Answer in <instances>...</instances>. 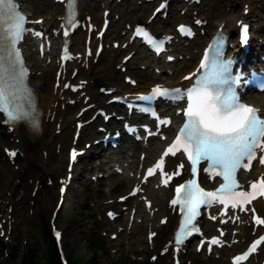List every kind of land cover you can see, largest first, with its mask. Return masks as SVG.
<instances>
[{
    "label": "bare ground",
    "instance_id": "bare-ground-1",
    "mask_svg": "<svg viewBox=\"0 0 264 264\" xmlns=\"http://www.w3.org/2000/svg\"><path fill=\"white\" fill-rule=\"evenodd\" d=\"M19 1L22 4V8L28 11L30 15L34 13L32 6L39 5L40 8L39 12L41 13L36 17H44L42 27L43 29L46 30V32L50 36L52 40V46L50 47V50L46 52V55L42 57L39 54L37 47L35 49L36 40L34 38L30 37L23 44V47L26 51L27 61L29 62L31 67V74H30L31 85L33 86L34 91L36 93L37 104L40 109L41 116L38 123V130L32 133L30 132L29 128L23 124L15 125V128L11 130L8 126L3 124L4 118L0 115V132H1L0 147L3 146V149L4 147L6 149H17L19 144L23 146V154H19L15 159L16 166L9 168V173H10L9 177L7 178V182L3 184V186L1 187V191H3V189L9 191L11 190V187H13V191H15L16 188L19 186V184L24 183L26 180L29 181V179H33L35 182L37 179L46 176L51 179H54V183L59 184L58 180L59 178L63 177V172L67 168L68 156L65 158L64 154L62 153L59 157L58 164L54 165L52 160L53 150L54 148H57L59 145L63 150H65L68 145L69 147L72 145L73 134L75 130L74 125L77 120L76 115L84 106L96 105L95 107L85 111L83 116L79 118V120L89 119L98 108L107 109L108 112L111 113L114 110V107L116 106L115 104H111L109 102V99L112 98L113 96L132 92V91L147 90L151 85H154L155 83L164 82L161 76L157 74L150 72H138L139 70L138 66H135V64L138 63V60L136 58L132 62H129L128 70L124 73L120 69H118L117 66L115 65L113 66L112 71H109L103 66L94 64V55L90 57L88 60H86L84 57L82 58V61L88 63V67L82 66V64L79 62L78 59L67 64V69H68V72L66 73L67 80H70L74 84H79L80 80L88 81V83L84 86V88L81 91L73 93L69 90H63L61 87L55 90L54 76L56 72L54 73L53 82L50 88L49 87L46 88L45 84L42 82H34L33 78L36 76L38 71H42V73L50 72L52 71L53 67L56 68L58 66L55 60V55H59V52L55 53V49H56V44L62 43L63 36L61 32L58 35L53 34L52 29L60 28V24L63 21L64 4H57L53 0H19ZM175 2L173 1L170 7V12L172 13L171 18L174 17L175 19H179L182 22L186 18L191 16L190 14L191 8L189 7V3H185V5L183 6V8H186V13L184 14L185 16H183L175 12L177 10V4H175ZM127 4L128 1L121 4L118 3L116 0H80L79 3L80 16L83 21H86V18L88 16H91L92 22L96 24L98 23L101 24L103 21L104 9H110L111 12L109 17L111 18V24L107 31L108 33L105 34V40H106L107 34L110 35L113 32H120V29L126 30L128 25L131 24V20L133 18L131 14L134 10L138 9L139 7L134 6L133 8H130ZM243 4H242V10H243ZM123 5L125 6L127 5V7L123 8L122 7ZM261 5L264 6V0H262ZM42 11H46V12L42 13ZM117 14H119V18H116ZM238 15H239L238 17H233V19L231 20L232 17L231 14L227 13L224 9L223 11L221 10L222 19L220 20L219 25L222 24L223 21H225L226 24L224 27V32H226L231 37L235 36L238 32V28L236 27L235 22L237 19L240 18L242 13ZM36 17L32 16V18H36ZM253 17H256V15H253ZM160 20L154 19L150 21L149 17H146L145 23L150 28H153L155 31L162 30L163 31L162 33H170L169 30L162 29L164 28L162 25L163 22H161L162 20L161 21ZM171 21L172 20L169 18L165 21V23H170ZM135 24L132 25V28L133 26H135ZM219 25H217L214 29L212 28L206 29L207 35L214 33ZM261 25L263 27L264 23H261ZM36 27L40 28L39 25H37ZM86 35H87V30H84L83 28L77 29L71 36V50L75 52L81 51V49L84 48L82 47V45L83 46L85 45ZM207 35H204L202 38L196 37L195 40H197V43L199 44L202 41L201 42L202 44L207 40ZM258 35L259 37H261L258 30H253V37L255 38ZM92 36H93L92 42L96 43L97 41L95 38V32L92 34ZM115 36H117V34H113V37ZM121 38H123V36H121ZM185 42L186 40L183 41L179 40L175 42V44L171 48L170 54H173L175 56L177 55V53L180 54L185 53L186 55L189 54L188 48L184 46ZM134 49L138 51V48L134 47ZM238 50H239L238 48L235 49V51ZM113 52H114V48L112 47V44L110 49H104L103 51V53H113ZM251 52L252 53L260 52L262 53V55H264V46H261L260 44L255 43L253 41L252 49L250 53H248L246 56L252 54ZM103 53L100 56V58L103 56ZM241 54L242 55L244 54L243 50H240V53L238 55ZM197 56H198L197 54L192 53L191 58L188 61H184L183 67L180 69H176L174 71L173 80H171L168 83L166 82L165 83L170 85H179V84L188 85L190 82H183L182 77L185 74L191 72L195 68V66L192 67V64L194 63V61H196ZM140 57L144 59L149 58V56L145 54H141ZM49 59H51L50 62L48 61ZM117 63L122 66L121 60H119ZM149 65L153 66L152 63H149ZM74 69L78 70L76 76L72 75ZM180 71H184V72L180 74ZM109 72L111 75H108ZM63 75L64 72H62V76ZM128 75L133 76L139 81L136 87L125 82V77ZM96 78L97 79L101 78L103 81L106 82L108 86L115 87L117 89V93L113 95L103 94L99 88L93 86L94 80ZM83 92L85 93L84 96L81 95V93ZM256 96L259 97V100L255 99L250 94L246 95L245 98L250 103H254L259 106H264V97L260 96V94H256ZM85 97L87 98V101L84 100ZM70 99L76 100L75 105L72 106L69 103ZM68 109L69 110L71 109L69 115L66 114V110ZM169 110H171V108H169ZM132 118L135 117L132 116ZM132 118L130 117V119ZM114 124H116V128H117L120 122L110 121L107 124H105L104 117L98 116L93 122H90L88 125L85 126L86 127L85 130L83 128L82 133L89 132L90 133L89 135H93L95 136L94 138L97 139L103 135L100 132V129L98 127L99 125L102 126L105 125L109 129ZM171 129L172 128H170L169 130ZM165 143L166 142L159 140L158 137L150 138L147 144L135 141L131 137H127L124 143L117 148L121 153H125L124 157L126 159L117 161L118 163L120 162L118 166H120L124 170L122 176L126 179L125 183L132 185L134 182L138 181L139 178L136 177V174L140 166L143 165V167H145L151 164L154 161L155 157L158 155V150H160V148H162V145ZM87 153H90V151H87ZM142 153H145L144 159L140 158V155ZM3 155L5 156L8 163L12 164L11 161L9 160L10 156L7 155L5 151L3 152ZM108 158L110 159L111 155H109ZM179 159L180 157H177L175 159L170 158L169 161L175 164L176 162H178ZM126 161H130L131 163L127 165ZM105 164L106 163L103 164L101 162L99 163L98 166L103 167ZM92 167L96 168L94 164L91 165V168ZM131 171L134 172L133 178L130 177ZM261 172H264V167L257 166V168L254 169L249 174V176L255 178ZM244 176H246V174L241 173L240 177L243 178ZM217 181L218 179L214 182V184ZM157 183H158L157 178H152L148 181V183L144 184V187L146 188V192L144 193V195H147L149 199L153 201V206L150 211L143 209L136 212L134 220L139 221V219H142V223H145L144 226L147 229L152 226H157L161 230L162 226L159 223L160 218L164 216L169 217L167 225L171 223V228L169 231L170 233L166 235L164 241L161 243L160 249H162L163 247H166L168 242L172 241L173 239L172 230L176 224L177 216L175 213L173 214L171 209L168 207V199L172 195V193L167 188H156ZM120 184L121 182L117 183L116 186ZM3 201L5 205L7 202L9 204H13V195L10 194L8 196H5L3 198ZM53 206L55 207V205H52V207ZM113 206H117V201H115V203H113L112 206L110 205L107 208V210L112 209ZM152 210L154 212L153 214H152ZM121 211L123 212V210ZM261 212L262 215H264V206H261ZM130 213L131 211H129L128 213L129 219H130ZM243 220H245V223L241 225L238 224L231 225L230 223L227 224L226 227L229 230L227 240H231L230 234L232 229H237L238 233L235 237H238L240 241L238 244L231 245L229 249L224 248L226 252L229 251L231 252L234 250V253H236L235 250L237 248L245 245L254 236V234L252 233V227L249 226L247 223L248 220L246 216L243 217ZM200 223L203 225L205 233L208 232L207 233L208 235L216 233V223L206 218H201ZM146 238H147V233H146ZM183 250L180 253V264L185 263L184 258L186 257V254H184ZM232 254H230V256ZM165 256L168 259L167 264H174L172 248ZM229 257H227L226 260H229Z\"/></svg>",
    "mask_w": 264,
    "mask_h": 264
},
{
    "label": "rangeland",
    "instance_id": "rangeland-1",
    "mask_svg": "<svg viewBox=\"0 0 264 264\" xmlns=\"http://www.w3.org/2000/svg\"><path fill=\"white\" fill-rule=\"evenodd\" d=\"M141 1L143 0L128 1L127 5L130 8L134 6L139 7L131 14L133 17L131 25H134L138 19H141L143 23H145L146 17L150 15L153 7L158 2V0H156L149 4L145 2L141 3ZM245 2L249 5L251 11L248 16L252 17V15H256L255 23L253 24L252 22V24L254 25V29L258 30L261 35V37H259V35L257 36L255 43L264 46V26L262 27L261 25V23H264V6L261 5L262 0H202L200 4L194 5L195 9L192 10V13L193 15L199 14V16L208 20V24L204 27L205 30L209 28L214 29L219 25L222 19L221 10L223 11L224 9L227 13H230L232 20L233 17H238V14L242 13V4ZM184 3L180 5L177 2L178 8L175 11L177 14L185 16V9L182 8ZM127 5H123L122 7L126 8ZM32 9L34 10V16L40 15L39 5L32 6ZM45 12L46 11H42V13ZM171 16L172 13L170 12L166 19L157 16L155 20H162L160 21L163 22V30L174 31L176 23L180 22V20L174 17L171 18ZM169 18L172 21L170 23H165ZM124 32L123 29H120V32H113L108 35V44H111L113 39L123 36ZM113 34H117V36L113 37ZM203 34L204 30H201L198 37L202 38L204 36ZM126 38L127 36L125 39ZM200 44L197 43V40L185 42L184 46L188 48L189 54L177 53V60L171 64L164 63L163 58L155 59L154 61V58H151L149 55H147L149 58H141V54H147L141 48L140 51L134 54L129 62H132L136 58L138 63L135 64V66H138V72L154 73L161 76L164 81H171L174 78V71L182 68L184 61H188L192 53L196 54ZM134 47L137 46L134 44L128 47V49H122L120 47L117 49L114 48L113 53H104L100 60L97 62L94 61V64L103 66L107 70L112 71L113 66L118 64L117 62L122 59L127 51L136 50L133 49ZM149 63H152L153 66H150ZM195 63L194 61L192 67H194ZM161 65H165V68H162ZM182 72L184 71H180V74ZM37 73L33 81L42 82L45 84L46 88H50L53 82L54 69L50 72L42 73V71H38ZM108 75H111L110 72ZM70 112L71 109L66 110L67 115H69ZM89 134V132L83 133L79 146L84 147L88 141L94 139L95 136ZM68 146L65 150H63L60 145L54 148L52 154L54 165L58 164L59 157L62 153L65 158L67 157ZM91 154L92 155L84 156L78 163L75 178L56 216V223L63 229L64 245L66 243L68 247L65 248L67 257L69 259L71 256L76 257L80 264H87L92 259L96 263L105 262L106 264H167L168 259L166 256L159 257L156 261H151L150 256L153 253H158L161 243L164 241L166 235L170 233L171 223L162 226L161 230L156 226L153 228L154 230H158L159 233L155 239L156 244H151L146 240V233L150 227L147 229L144 226L145 223L134 221L133 224H129L127 215H122L114 222L107 220L105 216V211L110 206L108 203L109 200H116L118 196L126 194L131 185L125 183L126 179L122 174L118 173L102 177L97 181L93 180L92 177L98 176L99 173H105L104 168L108 170V172L113 171L110 164H115L117 161L126 159L124 157L125 153H121L119 150L112 152L111 149H101L99 146H94L91 149ZM94 155H99V157L93 158L92 156ZM109 155H111L110 159L108 158ZM101 162L106 164L103 167H99L98 165ZM129 163L130 161H126V164ZM92 164H94L96 168H91ZM13 166H16V164L8 163L3 155V146L0 147V222L9 217H11L12 220L11 241L10 239L8 241L5 240L6 247L9 249V255L4 258L0 256V264H20L23 260V253L29 250H32L30 255H35L39 262L45 263L44 253L47 249L46 237L50 229L49 221L53 209L52 205H54L57 200L58 184L55 183L50 185L47 183V177H41L35 182L33 179H29V181L26 180L24 183L19 184L15 191H13V187H11L9 191L5 189L1 191V187L7 182V178L9 177V168ZM64 173L65 170L63 175ZM131 173L132 172H130V176ZM38 182L42 184V187L35 195L33 189ZM120 182L121 184L116 186L117 183ZM10 194H13L14 202L12 205L9 203L5 205L3 198ZM133 205V200L126 204V206L130 207ZM121 206L122 204L118 203V206L115 208L120 209ZM138 208V210H143L144 207L142 202ZM131 226H134V228ZM114 232L118 234V237L112 239L110 234ZM95 243L98 246L94 247ZM1 247L0 245V248ZM187 249L188 253H186V257L184 258L185 264L227 263V261H223L226 256L225 250H218V253L207 256L204 252L197 253L194 251V246H189ZM240 249H242V247Z\"/></svg>",
    "mask_w": 264,
    "mask_h": 264
},
{
    "label": "snow or ice",
    "instance_id": "snow-or-ice-1",
    "mask_svg": "<svg viewBox=\"0 0 264 264\" xmlns=\"http://www.w3.org/2000/svg\"><path fill=\"white\" fill-rule=\"evenodd\" d=\"M164 7L165 5L162 4L161 9ZM72 16H74V10L68 19L69 27L76 26ZM33 23H42V21H33ZM25 24L26 18L17 11L15 0H0V113H3L4 122L8 123L10 127L24 122L33 130H38V114H34L36 110L32 103L33 93L26 84L28 69L24 66L20 50L17 48L24 33L30 31L25 27ZM179 30L185 31V26L181 25ZM136 32L140 34L141 29L137 28ZM63 34L65 37L69 36L68 31H64ZM188 34H191L190 30ZM35 35L42 36L43 34L36 32ZM247 40L248 27L241 24V42L247 43ZM66 51L67 49H65ZM159 51L158 47L157 52ZM220 56L221 53L218 49L211 59L207 53L205 54L201 68L208 67L210 64V71L197 81V85L187 91L162 90L157 87L153 89L152 96L140 98L141 100H151L159 95L171 100H181L185 97L187 99V107L183 110V115L186 118L183 126L173 143L163 153L156 168L147 170L148 176H152L156 169H161L162 176L168 177V179H162V183L167 185L172 175L181 174L180 170L185 169V165L179 164L172 174L164 173L162 169L165 162L163 157L169 154L175 156L182 149L183 153L187 155V160L190 161L191 167L186 171H190L193 178L179 184L175 188V198L170 201L171 205L180 206L182 214L180 227L174 238L177 250H179L178 246L184 244L187 237L200 232L195 221L200 215L201 207L207 208L214 203H220L225 206V209L229 204L235 209L238 205L242 206L256 199L257 189H259V195L264 196V178L251 182V192L236 191L237 188L242 187L237 181L236 173L239 169H251L253 161L257 159V149L262 153L259 163L264 165V120L257 116L256 109L239 104L234 86L239 83L242 77L240 75L233 76L232 61H223ZM63 58L67 59L68 57ZM225 85L227 87H224ZM64 86L69 87V85ZM22 97L28 100V110H24L23 105L19 103ZM161 123L167 124L169 121H161ZM8 155L15 157L17 152L11 151L8 152ZM76 156L77 153L73 150L72 160H75ZM201 161L207 163L203 169L205 173L214 172L215 176L223 180V183L215 191H205L195 178L198 172L197 166ZM132 194L134 195L135 192ZM245 210L241 207V211ZM252 212L255 213V209H252ZM109 215L111 216L112 213ZM212 219L215 218L212 217ZM255 222L264 225V219L259 217H255ZM59 235L57 232L56 236L59 237ZM261 242H264V236L256 240L247 252L236 256L234 264H239ZM208 243L211 251V246L219 245L221 241L218 238H212Z\"/></svg>",
    "mask_w": 264,
    "mask_h": 264
},
{
    "label": "trees",
    "instance_id": "trees-1",
    "mask_svg": "<svg viewBox=\"0 0 264 264\" xmlns=\"http://www.w3.org/2000/svg\"><path fill=\"white\" fill-rule=\"evenodd\" d=\"M47 239H48V243H47L48 246L44 254L45 263L39 262L35 255L32 254L30 255V252L32 250H29L26 253V255L23 257L21 264H60L59 253L50 234L48 235ZM95 246L98 245L94 244V247ZM70 260H71V264H80L78 259L74 256H71ZM87 264H97V263L92 259Z\"/></svg>",
    "mask_w": 264,
    "mask_h": 264
},
{
    "label": "water",
    "instance_id": "water-1",
    "mask_svg": "<svg viewBox=\"0 0 264 264\" xmlns=\"http://www.w3.org/2000/svg\"><path fill=\"white\" fill-rule=\"evenodd\" d=\"M104 83L100 80H97V86H102Z\"/></svg>",
    "mask_w": 264,
    "mask_h": 264
}]
</instances>
